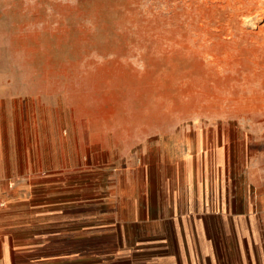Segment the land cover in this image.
I'll return each mask as SVG.
<instances>
[{
    "label": "rangeland",
    "instance_id": "374dc122",
    "mask_svg": "<svg viewBox=\"0 0 264 264\" xmlns=\"http://www.w3.org/2000/svg\"><path fill=\"white\" fill-rule=\"evenodd\" d=\"M0 146L21 176L6 181L21 237L53 224L33 207L67 204L94 218L102 251L124 230L171 235L203 188L196 218L220 201L251 213L264 0H0Z\"/></svg>",
    "mask_w": 264,
    "mask_h": 264
},
{
    "label": "crops",
    "instance_id": "0c3cea01",
    "mask_svg": "<svg viewBox=\"0 0 264 264\" xmlns=\"http://www.w3.org/2000/svg\"><path fill=\"white\" fill-rule=\"evenodd\" d=\"M5 155L0 146V200H8L0 208V264H264V175L253 182L251 213L239 215L240 204L236 203L230 207L234 210L230 217L228 205L220 201V206L212 208L220 216L196 218L193 213L201 209L209 212L203 188L202 204L195 192L187 195L182 208L192 215L173 221L171 235L157 233L136 240L124 230L108 236L110 249L102 251L96 243L103 239L98 236L96 221L93 217L85 220L80 204L33 207L32 213L42 210L53 224L47 233L21 237L17 195L6 188V181L21 176L13 166L4 168ZM219 197L222 200L221 188ZM142 198L140 207L147 212L146 197ZM128 200L125 207H138V200L132 196Z\"/></svg>",
    "mask_w": 264,
    "mask_h": 264
}]
</instances>
